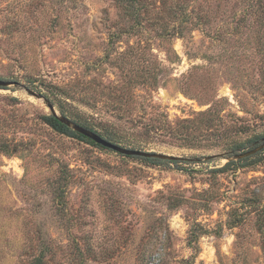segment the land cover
I'll return each instance as SVG.
<instances>
[{"label": "rangeland", "instance_id": "rangeland-1", "mask_svg": "<svg viewBox=\"0 0 264 264\" xmlns=\"http://www.w3.org/2000/svg\"><path fill=\"white\" fill-rule=\"evenodd\" d=\"M139 6L0 0V79L188 158L0 87V264H264V0Z\"/></svg>", "mask_w": 264, "mask_h": 264}, {"label": "water", "instance_id": "water-1", "mask_svg": "<svg viewBox=\"0 0 264 264\" xmlns=\"http://www.w3.org/2000/svg\"><path fill=\"white\" fill-rule=\"evenodd\" d=\"M10 85L19 86L20 88L25 89L28 92V94L33 95L37 98L43 99L47 103V105L49 106L51 114L56 116L61 122L65 123L68 127H70L71 129H73L76 132H79V133L85 135L86 137L92 139L96 143L103 145L104 147H107L109 149H113L116 152H119L123 155L146 157V158H157V159H162V160L188 159V158H183L180 156H175V155L165 154V153H160V152L127 148V147H123L119 144L113 143L112 141L104 138L102 135L95 132L94 130H91L90 128H87V127L83 126L82 124H80V123L74 121L73 119L69 118L68 116H65V114L64 115L59 114V112L56 110L53 102L49 98H47L42 92H38L34 89H31V88L27 87L26 85L20 83L19 81L0 79V87H7ZM262 140H264V137ZM262 149H264V143H262L260 146H258L256 148L250 149V150L245 151L243 153H238L236 155V157L239 159L247 158L249 156L256 154L258 151H261ZM210 157H213V156H209V158Z\"/></svg>", "mask_w": 264, "mask_h": 264}, {"label": "trees", "instance_id": "trees-1", "mask_svg": "<svg viewBox=\"0 0 264 264\" xmlns=\"http://www.w3.org/2000/svg\"><path fill=\"white\" fill-rule=\"evenodd\" d=\"M118 2H119L120 6L123 8V10L125 11V13L127 15L136 16V17L139 16L138 14H140V11H141V7L139 6V4H140L141 0H118ZM64 113L65 112H62L61 114L64 115ZM44 121L49 126H51L54 130H56L57 132L64 133V135L68 134V135H71V136H74V137H78V138H80L82 140H87V141H89V142H91L93 144L100 145V144L96 143L95 141H93L92 139L86 137L85 135L74 131L73 129L68 127L65 123L61 122L53 114L44 116ZM76 122H78V121H76ZM80 124H82L83 126H85L87 128H90L91 130H94L95 132H97L93 127H90L87 124H85V125L83 123H80ZM100 146H102V145H100ZM102 147H104V146H102ZM136 157H138V156H136ZM138 158H141V159H144V160H148V161L161 162V160L157 159V158H146V157H138ZM248 158H243V159H240V160H246ZM173 161H179V160H173ZM43 257L44 256H36L33 259L32 263L33 264H42L43 261H44Z\"/></svg>", "mask_w": 264, "mask_h": 264}]
</instances>
